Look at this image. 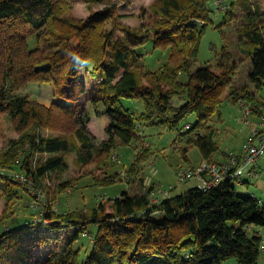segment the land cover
<instances>
[{
  "label": "trees",
  "instance_id": "16d2710c",
  "mask_svg": "<svg viewBox=\"0 0 264 264\" xmlns=\"http://www.w3.org/2000/svg\"><path fill=\"white\" fill-rule=\"evenodd\" d=\"M208 1L155 0L142 8L140 25L132 27L112 7L76 19L65 14L69 0H0V112L21 133L0 152V200L12 208L0 223V264H223L229 258L259 264L264 201L241 193L231 179L214 187H188L156 203L150 199L153 184L145 192L111 198L109 208L102 199L88 210L62 207L59 212L55 201L70 182L59 184V194L44 182L69 169L71 153L80 164L97 161L111 168L116 149L132 143L137 153L127 171L135 179L148 153L162 154L151 144L138 151L148 141L147 127L177 131L173 144L184 156L197 147L202 159L214 162L220 147L212 122L216 114L220 119L222 102L244 100L254 117L259 107L264 110V11L252 0H235L224 10L225 24L239 22L233 45L250 61L248 83L238 86L234 81L242 60L228 44L214 63L193 69L201 37L213 23ZM239 6L245 13L241 18ZM148 43L167 54L155 71L142 52ZM82 72L84 82L79 81ZM30 83L52 84L57 99L44 103L21 94ZM123 98L140 100L142 111L125 107ZM175 98L184 102L175 105ZM89 104L96 113L104 106L110 119L99 142L90 130ZM192 114L196 120L187 122ZM42 128L58 134L46 135ZM222 153L227 159L229 152ZM116 178L105 177V184L120 181ZM18 203L30 209L31 221L7 226L21 209L13 208ZM90 225L96 226L93 235ZM37 247L48 248L46 256H38Z\"/></svg>",
  "mask_w": 264,
  "mask_h": 264
},
{
  "label": "rangeland",
  "instance_id": "374dc122",
  "mask_svg": "<svg viewBox=\"0 0 264 264\" xmlns=\"http://www.w3.org/2000/svg\"><path fill=\"white\" fill-rule=\"evenodd\" d=\"M155 0H69V5L66 9V15L72 16L76 19H85L91 13L103 11L108 8L114 9L117 14L125 15L122 18V22L132 27H137L141 23L140 15L142 8L147 9ZM219 0H209L208 5L212 10L213 23L209 24L201 37L197 60L193 64V69L204 65L205 63H214L216 61V55L220 53L225 44H228L229 51L234 55V58L239 62L242 60L240 68L235 78V84L241 86L248 83L247 73L250 68V61L245 59V56L240 54L234 42H236V30L239 27V22L232 20L230 23L224 22V10L219 9L217 6ZM226 4L230 5L235 0H223ZM254 2L253 7L260 6V9L264 11V2L262 0H252ZM238 17L241 18L243 9L241 6L237 9ZM152 11H146L144 15L145 20L149 22V16L152 15ZM241 15V16H240ZM264 24V22H263ZM231 41V44H230ZM142 52L146 53L147 63L151 70L155 71L159 65L167 58V54L159 49H152V44L148 43L142 49ZM182 81H187L188 77L182 75L180 77ZM80 82L85 81L84 73L82 72L79 77ZM249 86H252L249 84ZM21 94L29 93L32 98L44 102L51 103L57 99L55 96L54 86L52 84H28L24 89L20 90ZM261 95L264 96V90ZM82 101L86 100V94L81 95ZM184 102L183 99L175 98L174 104L180 105ZM122 103L125 107L130 108L133 112H141L143 109L142 102L138 99L123 98ZM220 119L218 120V114L214 116L213 124L217 128L218 145L220 151L216 153V161H223L225 155L222 151H240L245 141L246 132L250 130V126L245 124L243 111L240 103H234L231 99L226 98L219 107ZM87 113L92 117L89 123L90 130L99 142L103 138H106L105 128L110 121L107 112H105L104 106H99V113H96L94 108L89 104L86 106ZM196 120V115L192 114L187 122ZM252 120L257 122V118L252 116ZM56 123L55 121H52ZM249 129V130H248ZM43 133L46 135L58 134L57 130L51 128H42ZM145 134H148V141L140 146V149L148 148L151 144L154 150L162 152L158 156L148 155L149 160L145 163H138V173L134 177L135 179L128 178V171L135 159L137 153V146L135 143L130 145H120L116 152L113 153L109 159L114 165L113 167L101 166L97 161L89 162L85 165L80 164L76 160L75 153H71L68 156L70 163L69 169L57 177L46 179V189H49L51 193L59 194L61 182L68 181L69 186L65 189L64 193L60 196L59 201H55V209L59 211L63 210L62 207L67 209L84 208L88 210L94 207L95 203L105 199V206L109 208L110 199L120 197L124 191L130 194L137 192H145L149 187L148 184H155L156 191L162 194L163 190H169L170 193L176 194L189 189V185H193V181L200 176H195L187 181H181L179 178V171L189 167H197L202 162H208L202 159L199 148L194 147L188 153L187 157L184 156L178 148L173 144L177 137V131H164L160 128L147 127L144 130ZM21 133L17 131L8 117L7 114L0 112V152L3 151L11 139H18ZM140 152V151H139ZM151 156V157H150ZM154 156V157H153ZM144 157V158H146ZM112 160V161H111ZM144 164V165H143ZM120 172V173H119ZM127 176L125 177V175ZM109 175L117 176L115 183L105 184V177ZM104 184V185H101ZM247 190L245 186L237 185L238 190L241 193H247L251 190ZM59 189V190H58ZM34 192H36L34 190ZM40 200V201H39ZM37 200V203L42 202V198ZM108 201V202H107ZM21 205L18 203L13 205L15 210H18ZM11 207L6 208V201L0 200V223L2 224L5 219L3 217L9 213ZM30 209H21L18 214L10 218L7 221V226L15 227L17 225H26L31 221ZM42 227L39 222H36L35 229L39 230ZM96 231V226H89V233L93 235ZM49 232V231H47ZM63 234L65 231L62 232ZM81 241L88 243L90 237L82 236ZM48 248H36V254L38 256H46ZM223 264H238L235 258H229L223 262ZM259 264H264V252L261 253Z\"/></svg>",
  "mask_w": 264,
  "mask_h": 264
},
{
  "label": "built area",
  "instance_id": "2783aa9c",
  "mask_svg": "<svg viewBox=\"0 0 264 264\" xmlns=\"http://www.w3.org/2000/svg\"><path fill=\"white\" fill-rule=\"evenodd\" d=\"M218 8L226 10L227 4L223 0L217 1ZM243 111V117L245 124L250 126L249 134L243 147L239 152L230 151L227 159L218 162H202L197 167H189L180 170L179 178L181 181H187L195 176L203 178L207 176L204 187H214L219 184L220 181L225 179H231L236 185L246 186L251 181L246 180L247 177L256 175L255 165L257 159L264 155V110L259 107L257 110L260 114L256 117L257 122L252 120V109L250 104H246L244 100L239 101ZM141 128V126H139ZM188 127V126H187ZM16 179L23 180V176L17 174ZM151 186V184H148ZM157 186L150 192L151 202H158L163 197L169 196V190H163L162 194L156 192ZM254 197L259 198V201H264V197H259L254 191H248ZM264 252V239L261 245Z\"/></svg>",
  "mask_w": 264,
  "mask_h": 264
},
{
  "label": "crops",
  "instance_id": "0c3cea01",
  "mask_svg": "<svg viewBox=\"0 0 264 264\" xmlns=\"http://www.w3.org/2000/svg\"><path fill=\"white\" fill-rule=\"evenodd\" d=\"M246 134L247 135L245 136V141L247 139L249 131H247ZM245 141H244V143H245ZM230 151H235V150H230ZM230 151H228V152H230ZM237 152H239V151H237ZM218 162H221V161H218ZM255 172H256V175H253L252 177L251 176L247 177L246 180H249L251 182L249 184H247L245 187L247 188V190H249L250 187H251L250 185L252 184L253 188H251V190H254V192L257 194V196L264 197V155H262L261 157H259L257 159L256 165H255ZM206 179H208L207 176H204L203 178H201V177L200 178H196V179H194V181L192 183L193 185H189L188 187L204 186L205 185L204 183H205ZM151 185H153V183ZM137 193H142V192L140 191V192H137ZM157 193H159V192H157ZM260 231L264 235V229H261Z\"/></svg>",
  "mask_w": 264,
  "mask_h": 264
},
{
  "label": "clouds",
  "instance_id": "9594fccd",
  "mask_svg": "<svg viewBox=\"0 0 264 264\" xmlns=\"http://www.w3.org/2000/svg\"><path fill=\"white\" fill-rule=\"evenodd\" d=\"M66 55L69 56V57H72L74 60H77V61L80 60V57L77 54H75V53H73L71 51L66 52ZM82 63L83 64H86L87 61L86 60L85 61H82Z\"/></svg>",
  "mask_w": 264,
  "mask_h": 264
}]
</instances>
